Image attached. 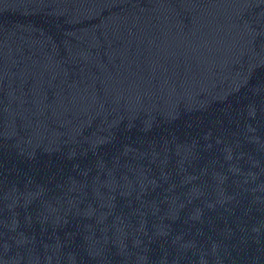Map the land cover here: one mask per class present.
<instances>
[{
    "label": "water",
    "instance_id": "obj_1",
    "mask_svg": "<svg viewBox=\"0 0 264 264\" xmlns=\"http://www.w3.org/2000/svg\"><path fill=\"white\" fill-rule=\"evenodd\" d=\"M0 264H264V0H0Z\"/></svg>",
    "mask_w": 264,
    "mask_h": 264
}]
</instances>
